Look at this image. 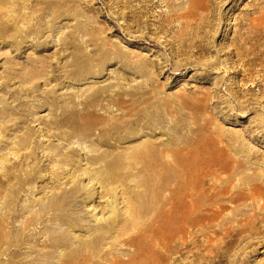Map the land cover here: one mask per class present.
Wrapping results in <instances>:
<instances>
[{"label": "rangeland", "instance_id": "obj_1", "mask_svg": "<svg viewBox=\"0 0 264 264\" xmlns=\"http://www.w3.org/2000/svg\"><path fill=\"white\" fill-rule=\"evenodd\" d=\"M256 29L264 0H0V264H264Z\"/></svg>", "mask_w": 264, "mask_h": 264}, {"label": "bare ground", "instance_id": "obj_2", "mask_svg": "<svg viewBox=\"0 0 264 264\" xmlns=\"http://www.w3.org/2000/svg\"><path fill=\"white\" fill-rule=\"evenodd\" d=\"M165 16V15H164ZM254 33V32H253ZM255 39H254V43H256V42H259L261 39H263V37H264V29H256L255 30V33H254V36H253ZM252 40V39H251ZM241 43L243 44V45H245L246 43H247V38L245 39V40H243V42L241 41ZM251 44V43H250ZM240 45V44H239ZM238 45V46H239ZM260 46H256L255 47V49H253V50H250V49H247V48H243V46H242V48H243V50H242V52H241V54L242 53H244L243 55H246V58L248 57V55H250L251 54V56L252 57H250L248 60H247V62H246V64L247 65H249V66H259V65H261L262 63H264V50L261 48V50H259L258 48H259ZM238 57V56H237ZM240 57V56H239ZM257 74V73H256ZM246 75V74H245ZM246 79H247V77H246ZM245 81V80H244ZM254 81V80H253ZM241 83V82H240ZM243 86H244V84H243ZM249 91V90H248ZM212 162V161H211ZM216 162V161H215ZM214 162V163H215ZM227 169V168H226ZM207 189H209V188H207ZM211 189V188H210ZM226 191V190H225ZM229 191V190H228ZM222 192H224V191H222ZM254 195H257V196H259V193H257V191H255L254 192ZM191 196V195H190ZM180 197H182V196H180ZM187 197V196H186ZM194 197V196H193ZM248 198V194L247 193H244V192H242L240 195L239 194H237V195H235V194H233V195H231L230 197H228V199H224V198H218V199H216L215 200V203H214V201H213V206H212V209H211V216L213 217V218H217L219 215H221V212H223L224 210H225V207H226V205H225V202H227V203H229V204H240V203H242V202H244L246 199ZM176 199V198H175ZM194 199H195V197H194ZM192 200V199H191ZM183 201V200H182ZM194 201H196V200H194ZM176 202V201H175ZM177 203H179V202H177ZM184 203V202H183ZM198 203V202H197ZM176 205V204H175ZM218 205V207H216ZM187 206V205H186ZM236 206V205H235ZM185 207V206H184ZM202 208V207H201ZM181 209V208H180ZM196 209V208H195ZM199 210H201L200 208H199ZM174 211V210H173ZM176 211V210H175ZM184 211V210H183ZM188 211V210H187ZM209 211V210H208ZM171 212H172V210H171ZM170 212V213H171ZM180 212H181V210H180ZM197 212V211H196ZM200 212H202V210L200 211ZM199 212V213H200ZM206 212V211H205ZM233 212H235V211H233ZM168 213V212H167ZM167 213H165L166 214V216H167ZM179 213V212H178ZM184 213H185V211H184ZM184 213L182 214V216L184 215ZM189 213V212H188ZM175 214V213H174ZM187 214V213H186ZM186 214L184 215L185 217H186ZM168 215L170 216L171 214H169L168 213ZM189 215V214H188ZM203 215V214H202ZM232 215H233V217H232V221H233V219L235 220L236 218V214H234V213H232ZM258 215V214H257ZM165 216V215H164ZM176 216V215H175ZM177 216L179 217V214H177ZM264 216V215H263ZM171 217V216H170ZM170 217H168V218H170ZM173 217V216H172ZM177 217V218H178ZM189 217V216H188ZM166 218V217H165ZM181 218V217H180ZM203 218V217H202ZM167 219V218H166ZM171 219V218H170ZM176 219V218H175ZM187 219V218H186ZM190 219V218H189ZM168 220V219H167ZM173 220V219H172ZM172 220H168L167 222H166V225H168V226H170V227H172V225L174 224H171L172 223ZM203 222V221H202ZM234 222V221H233ZM167 226V227H168ZM243 229H246V226L245 225H242V226H237V227H234V226H230V229H229V243H230V246H235L237 243H238V239H235V236H239V234H241L242 233V230ZM182 230V229H181ZM180 231V230H179ZM171 236H172V234H170ZM175 237V236H174ZM181 246V245H180ZM242 264H246V262H241Z\"/></svg>", "mask_w": 264, "mask_h": 264}]
</instances>
